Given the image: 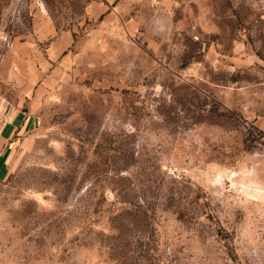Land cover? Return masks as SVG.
Here are the masks:
<instances>
[{
	"label": "rangeland",
	"instance_id": "rangeland-1",
	"mask_svg": "<svg viewBox=\"0 0 264 264\" xmlns=\"http://www.w3.org/2000/svg\"><path fill=\"white\" fill-rule=\"evenodd\" d=\"M0 264H264V0H0Z\"/></svg>",
	"mask_w": 264,
	"mask_h": 264
},
{
	"label": "crops",
	"instance_id": "crops-1",
	"mask_svg": "<svg viewBox=\"0 0 264 264\" xmlns=\"http://www.w3.org/2000/svg\"><path fill=\"white\" fill-rule=\"evenodd\" d=\"M93 8H95V6L94 5H90V6H87L86 7V10L87 11H90V10H92ZM13 126V125H12ZM7 137V135H5V137L4 138H6Z\"/></svg>",
	"mask_w": 264,
	"mask_h": 264
}]
</instances>
